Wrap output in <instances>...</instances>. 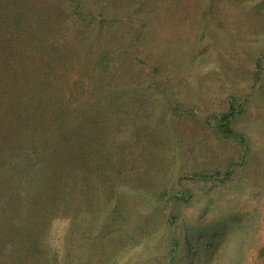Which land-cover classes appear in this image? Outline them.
<instances>
[{
    "label": "rangeland",
    "instance_id": "obj_1",
    "mask_svg": "<svg viewBox=\"0 0 264 264\" xmlns=\"http://www.w3.org/2000/svg\"><path fill=\"white\" fill-rule=\"evenodd\" d=\"M75 1L88 21L64 0H0V23L25 18L18 33L0 24L16 55L12 73L0 48V135L16 105L30 118L43 105L38 127L62 108L89 144L47 218L32 212L37 189L22 190L43 250L27 245L19 262L264 264V0ZM232 96L247 100L234 127L249 139L248 163L226 184L183 179L224 171L237 148L169 103L205 116L227 111ZM12 97L21 103L9 107ZM12 249L3 264H18Z\"/></svg>",
    "mask_w": 264,
    "mask_h": 264
},
{
    "label": "trees",
    "instance_id": "obj_2",
    "mask_svg": "<svg viewBox=\"0 0 264 264\" xmlns=\"http://www.w3.org/2000/svg\"><path fill=\"white\" fill-rule=\"evenodd\" d=\"M64 2L71 15L80 21L86 22L89 20L85 3L75 0H64ZM21 13L19 15H9L10 21H7L6 18V21L1 20L0 24H8L10 28H16L17 30L14 32L18 33L25 21ZM42 21L36 18V23L39 25ZM9 26L6 27L9 28ZM0 37H3L1 30ZM5 40L0 39V48L3 52L0 53L4 55V59L2 57L5 60L4 66L9 67V70L13 73L14 66L10 64L9 60L11 59L10 55H16L14 51L9 50L8 46L5 45ZM100 63L103 65L102 60H100ZM39 88H36L37 96L48 102L52 97V93L46 94L45 88L41 90ZM12 100H15V104L21 103L20 98L12 97L9 107L14 106ZM246 104L247 100L232 96L229 99L227 111L210 112L205 116H200L193 110L169 103L167 110L172 115L184 117L211 129L222 144L234 145L237 148L236 159L229 160L224 171L201 170L186 174L183 179L192 182L226 184L233 179L238 167L246 166L250 158L249 139L234 127L235 120L243 114ZM42 106L38 107L34 116L30 118L26 106L16 105L17 108L14 112L7 113L11 117L6 119L3 133L0 135V214H2L0 215V258L3 255L4 248L10 242L11 247H13L12 253L17 256L18 261L16 263L18 264L22 263V261L19 262V259L22 260L23 249L27 245L28 254H39L43 250L39 238L32 236V233L30 235L31 228H38L37 222H34L33 227H31L29 218L24 219L22 216V190L25 187L29 190L37 189L31 200L38 202V204L33 207L32 212L38 213L37 216L47 218L53 205H57V198H62L65 190V196L69 193L67 182H69L68 178L71 172L70 163L77 156L82 157L84 155L85 157V151L89 146L87 139L81 134V129L69 124L66 112L62 108L54 107V113L48 123L45 119H42L47 125H39L38 127L37 124L42 122L41 118L45 114L42 113ZM47 108L49 107H44V110L46 111ZM29 121L32 122L27 126ZM60 182L64 185H60ZM166 194L167 190L165 189L159 194V197L163 198ZM189 200L190 197L183 195V202L187 203ZM1 216H3L2 220ZM29 237L31 239H28ZM186 250L191 253L188 246ZM27 257H23V259H27ZM0 264H3L2 260H0Z\"/></svg>",
    "mask_w": 264,
    "mask_h": 264
}]
</instances>
